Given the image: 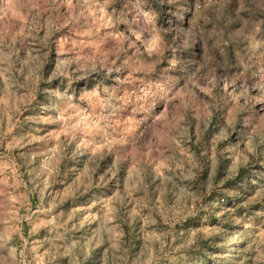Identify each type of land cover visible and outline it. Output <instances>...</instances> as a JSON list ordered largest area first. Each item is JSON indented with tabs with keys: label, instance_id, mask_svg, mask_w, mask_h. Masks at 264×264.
<instances>
[{
	"label": "rangeland",
	"instance_id": "rangeland-1",
	"mask_svg": "<svg viewBox=\"0 0 264 264\" xmlns=\"http://www.w3.org/2000/svg\"><path fill=\"white\" fill-rule=\"evenodd\" d=\"M39 2L0 0V66L9 51L23 58L38 50L42 60L54 61L79 38L77 33L96 27L87 14L64 33L41 21L38 32L19 35L12 43L6 33L30 20L31 6ZM134 2L158 18L181 64L191 63L184 54L194 57V47L216 57L208 65L212 72L204 68L197 74L198 83L205 82V73L211 83L177 89L155 117L154 129L142 123L139 116L145 114H133V105H126L127 130L142 123L129 142L121 140L123 133L110 136L85 118L89 135L98 129L103 133L101 140L88 142L89 155L96 159L86 164V155L67 140L59 154L57 139L66 129L45 136L42 113L48 106L33 104L44 91L39 81L35 92L23 89L10 99L0 90V264H131L136 257L140 264H237L254 255L247 241L264 227V146L253 149L256 157L244 166L233 156L234 142L225 132L242 125L244 115L254 117L255 104L264 99L258 90L232 93L242 81L236 79L231 88L225 82L238 76L231 70L239 68L244 50L239 41L210 49L209 34L222 31L227 38L234 26L247 31L259 23L264 36V0ZM5 5L11 6L7 13ZM241 6L244 13L237 11ZM126 21L133 31L145 26L140 9ZM31 30L24 27L25 33ZM93 42L105 51L113 40L100 31ZM69 62L57 60L55 72ZM139 86L140 81L126 85L129 90ZM166 86L175 88V80ZM247 95L257 97L255 104L246 102ZM137 103L150 108L152 99L145 96ZM9 104L12 110L5 111ZM259 130L264 132V122ZM179 172L188 180L177 185Z\"/></svg>",
	"mask_w": 264,
	"mask_h": 264
},
{
	"label": "clouds",
	"instance_id": "clouds-1",
	"mask_svg": "<svg viewBox=\"0 0 264 264\" xmlns=\"http://www.w3.org/2000/svg\"><path fill=\"white\" fill-rule=\"evenodd\" d=\"M10 7L5 5L6 13ZM138 9L143 12L145 26L140 31H133L131 27H125L126 17L129 13L135 14ZM150 11H143L141 5L134 0H40L31 6L30 20L26 19L14 32L6 33L14 43L19 35H33L34 31L38 32L43 27L41 21L50 27L55 25L61 33H64L65 29L71 31V26L83 15H90L97 21L94 29L77 33L79 38L71 41L67 51L54 61L42 60L38 50L37 54L26 52L23 58L19 57L18 51L16 53L9 51L3 66H0L2 78L0 90L9 99L23 89L35 92L36 82L39 81V88H43L44 91L38 95L40 101L37 97L33 104L48 106V110L42 113L48 128L45 136L50 133L49 130L66 129L61 132L62 138L57 139V150L60 155L63 156L64 142L67 140L86 155L85 164L96 159L89 155L87 145L91 140H101L103 133L98 129L93 135H89L84 128L85 118L89 123H99V128L106 130L110 136L118 132L123 133L121 140L129 142L131 134L137 131L143 122H149L154 129L157 124L155 117L162 111L165 100L177 89L187 88L189 85L200 89L206 82L211 83L207 73L204 74L205 82L198 83L197 74L204 68L212 72L213 69L208 65L216 57L205 56L202 48L194 47L191 50L196 54L194 57L188 53L184 54L185 59L191 60V63L181 64L176 58L175 49H171L165 39L166 30ZM237 11L244 13L246 9L241 6ZM29 25L32 30L25 33L24 27ZM100 31H107L113 40L112 45L105 48V51L99 50L97 44L93 42V38ZM260 33L261 28L257 23L247 31L234 26V34H227V38H224L222 31L209 34L212 41L210 49L220 48L221 43L228 45L233 41H239L244 50L238 62L239 68L234 67L231 70L238 72V76L230 82H225L231 88L236 79L242 81L238 92L236 88H232V93L236 95L245 96L251 89L258 90L257 96L264 99V85H261L264 81V36ZM214 36L218 38H213ZM220 50L223 51L222 48ZM14 55L16 59H13ZM48 55L50 53H44L45 57ZM60 59H69L70 62L57 74L55 64ZM201 59L203 63L200 62ZM114 73L116 75H113ZM211 77L216 78L215 75ZM171 80H175V88L166 86ZM136 81H140L141 86L133 87L131 90L126 87ZM149 81L152 82L150 87ZM145 96L152 99L150 108H143L137 103ZM256 99L255 96L247 95L246 102L255 104ZM126 105H133L131 108L133 114H145L139 116L142 123L131 131L127 130V122L124 119L129 115L124 111ZM11 110L12 105H7L5 111ZM254 112L256 113L254 117L244 115L242 125L228 128L225 132L227 140L234 142L233 156H238L244 166L256 157L257 152L253 149L264 146V132L259 130L260 122H264V103L255 104ZM45 136H41L40 139H44ZM179 166L178 164L177 167ZM176 175L178 179L175 184L187 182L188 177L184 172ZM249 236L248 247L254 255L245 256L244 260H238L237 264H245V261L248 264H264V247H261L264 245V227H258ZM131 264H140V258H134Z\"/></svg>",
	"mask_w": 264,
	"mask_h": 264
}]
</instances>
